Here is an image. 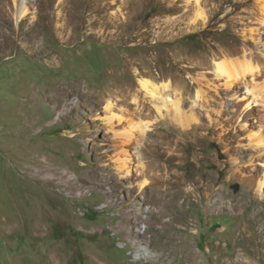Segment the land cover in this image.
Instances as JSON below:
<instances>
[{
    "label": "rangeland",
    "instance_id": "obj_1",
    "mask_svg": "<svg viewBox=\"0 0 264 264\" xmlns=\"http://www.w3.org/2000/svg\"><path fill=\"white\" fill-rule=\"evenodd\" d=\"M231 2L181 30L172 0H0V264H264V35L212 47Z\"/></svg>",
    "mask_w": 264,
    "mask_h": 264
},
{
    "label": "bare ground",
    "instance_id": "obj_2",
    "mask_svg": "<svg viewBox=\"0 0 264 264\" xmlns=\"http://www.w3.org/2000/svg\"><path fill=\"white\" fill-rule=\"evenodd\" d=\"M228 2H231V6L226 8L224 10V14L222 15V19L225 20L224 22H226L225 28L229 30L228 37L223 38L220 45H213L212 47H249L251 45V42L253 45L258 46V44L261 42L262 36L264 35V0H256L251 5V7L248 6V4L250 3V0H216V2L213 4V6L211 8V12L209 13V15L206 14V11H205V5L209 3V0H172V6L171 7L173 9H175L176 11H180V14L177 17H175V19L172 21V26L173 27H179V29H181V30L183 28H188V30L195 29V28H197L198 24H203L205 27L207 25V23L210 21V19L213 16H215V14L219 10H221L223 8V5L225 3H228ZM238 23L242 24L243 27L238 28L237 27ZM183 24L185 25L184 27H182ZM203 47H210V45L209 46L204 45ZM258 47H260V46H258ZM229 55H233V54H229ZM259 55L262 56L260 51H259ZM243 57H245V56L243 55ZM206 59H207V57L203 58V60H204L203 63L208 64ZM236 59H237V57H236ZM236 59H233V60L231 59V61H228V63L215 62L214 67H215V70L217 72L216 74H218L219 76L224 74L226 77L225 86H233L232 85L233 81L238 80L237 76L239 74L241 76L240 78L243 79V74H244L243 72L244 71L239 72V74L237 72H235V74H232L231 73L232 71L229 69L230 64ZM194 64H196V63H194ZM247 64H249L248 61H247ZM137 82H138L137 85L139 86L138 89L140 92L143 91L145 93V95L149 94L151 96V98L155 97V94L158 91L159 85L157 86L149 78L138 79ZM135 85H136V83H135ZM161 86L164 88V87H168L169 85L164 84ZM196 97H199L198 91L196 92ZM244 102L249 103L248 100H244ZM176 104H178V102H176ZM244 107L246 108V105ZM245 108H243L240 111V114L243 113V120L246 119V117L249 114L251 115V111H249V113H247L248 111H245ZM157 110L159 111L160 108H157ZM195 119L196 118L192 114L190 116V120L195 121ZM128 135L129 134L127 133L125 136L128 137ZM248 136L249 137L253 136L257 140L256 144L259 145V138L260 137H258V135L254 134V133H252V134L250 133V134H248ZM124 160L125 159L119 160V165H118L119 168H125V163H123ZM181 162H182V160H181ZM190 179H191V176H190ZM192 179H194V178H192ZM190 183H193V182H190ZM191 193H192V191L190 189L182 188L179 186L178 189H176L175 197L176 196H185V198H187L188 196H190Z\"/></svg>",
    "mask_w": 264,
    "mask_h": 264
}]
</instances>
